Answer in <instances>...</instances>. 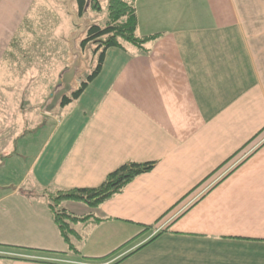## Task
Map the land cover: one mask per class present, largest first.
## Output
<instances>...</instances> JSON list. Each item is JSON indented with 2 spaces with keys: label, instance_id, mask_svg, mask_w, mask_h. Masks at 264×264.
Masks as SVG:
<instances>
[{
  "label": "crops",
  "instance_id": "obj_1",
  "mask_svg": "<svg viewBox=\"0 0 264 264\" xmlns=\"http://www.w3.org/2000/svg\"><path fill=\"white\" fill-rule=\"evenodd\" d=\"M134 3L138 36L157 38L109 48L101 73L61 115L43 112L32 138L8 150L0 139V260L264 264V0ZM44 8L0 0V85L17 81L12 66L42 39ZM131 161L156 165L97 208L61 204L91 215L72 223L71 248L48 195L97 187Z\"/></svg>",
  "mask_w": 264,
  "mask_h": 264
},
{
  "label": "rangeland",
  "instance_id": "obj_2",
  "mask_svg": "<svg viewBox=\"0 0 264 264\" xmlns=\"http://www.w3.org/2000/svg\"><path fill=\"white\" fill-rule=\"evenodd\" d=\"M66 1L40 0L41 5L46 7L42 9L43 11H39L40 14L36 21L38 23L37 32L39 38L42 37V39H37L34 44L36 47L30 51L27 58L20 57L17 65L12 66L11 73L16 76L17 81L5 82L0 85V90H2L0 96V139H3L4 145L8 146L7 150L11 148L10 144L17 137H21L22 141L25 140L24 137L32 138V134L36 133L37 126H40L44 121V106L61 85L58 76L66 64V57L70 52L68 38L71 32H75L78 28L67 13ZM100 1L102 9L97 11L98 15L95 14V16L98 23L105 24L108 15V0ZM87 8H91L90 4L86 6ZM82 17L85 18V15ZM89 52L88 62L83 64L82 74L76 79L75 88L81 79L86 77L89 69L97 63L99 52L94 54L90 47ZM4 91L13 93L11 100L16 103H14L15 106H12L10 98ZM63 110L64 108L61 106L58 114L61 115ZM5 170L2 171V175L6 173ZM0 180L3 179L0 177ZM162 225H157L156 229L158 230ZM0 264H6V262L0 260Z\"/></svg>",
  "mask_w": 264,
  "mask_h": 264
},
{
  "label": "trees",
  "instance_id": "obj_3",
  "mask_svg": "<svg viewBox=\"0 0 264 264\" xmlns=\"http://www.w3.org/2000/svg\"><path fill=\"white\" fill-rule=\"evenodd\" d=\"M78 4L79 14L83 12L88 4L95 11H101L100 0H75ZM108 15L105 24L93 22L89 25L86 33L78 40L79 46L84 50L90 45L93 53L99 52V57L95 66L88 72L85 78L81 79L74 91L63 98L61 106L78 99L89 84L101 73L106 52L111 47L125 49V43H131L144 48L145 44L151 42L158 35L138 36V16L134 0H108ZM156 162H127L109 173L101 185L93 188H73L61 189L56 193L48 195V204L53 213L54 221L60 228L65 241L74 248L70 236L76 233L72 228V223L77 220H85L91 217L77 218L72 216L61 206L64 201H77L86 203L91 208L99 207L103 202L116 194L122 192L124 188L137 176L150 172ZM3 256V255H0Z\"/></svg>",
  "mask_w": 264,
  "mask_h": 264
},
{
  "label": "water",
  "instance_id": "obj_4",
  "mask_svg": "<svg viewBox=\"0 0 264 264\" xmlns=\"http://www.w3.org/2000/svg\"><path fill=\"white\" fill-rule=\"evenodd\" d=\"M67 13L72 17V22L77 30L68 38L69 51L72 61L69 67L61 75V85L55 90L51 99L46 103L43 111L47 114H55L61 107L63 98L70 95L75 89V81L82 74L83 64H87L90 52L89 47L84 50L79 46L78 40L86 33L91 24L86 18L80 16L78 9L74 6V0L66 1Z\"/></svg>",
  "mask_w": 264,
  "mask_h": 264
},
{
  "label": "built area",
  "instance_id": "obj_5",
  "mask_svg": "<svg viewBox=\"0 0 264 264\" xmlns=\"http://www.w3.org/2000/svg\"><path fill=\"white\" fill-rule=\"evenodd\" d=\"M164 226H165V224H163L158 230H161Z\"/></svg>",
  "mask_w": 264,
  "mask_h": 264
}]
</instances>
